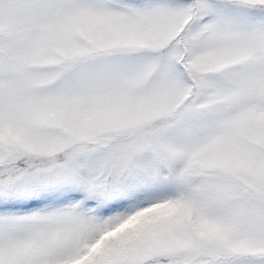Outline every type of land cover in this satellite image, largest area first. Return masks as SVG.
<instances>
[{
	"label": "snow or ice",
	"instance_id": "6c2138e0",
	"mask_svg": "<svg viewBox=\"0 0 264 264\" xmlns=\"http://www.w3.org/2000/svg\"><path fill=\"white\" fill-rule=\"evenodd\" d=\"M0 264H264V0H0Z\"/></svg>",
	"mask_w": 264,
	"mask_h": 264
}]
</instances>
